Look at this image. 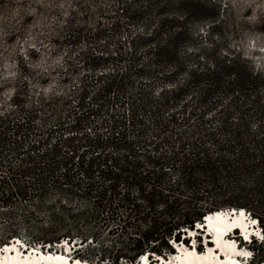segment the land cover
<instances>
[{
    "label": "trees",
    "instance_id": "16d2710c",
    "mask_svg": "<svg viewBox=\"0 0 264 264\" xmlns=\"http://www.w3.org/2000/svg\"><path fill=\"white\" fill-rule=\"evenodd\" d=\"M109 1L94 22L72 12L54 40L83 46L64 78L77 84L35 90L26 76L7 96L0 80V243L67 240L90 264H135L225 208L264 234V66L220 52L215 0ZM106 238L112 251L85 248ZM252 249L264 263V241Z\"/></svg>",
    "mask_w": 264,
    "mask_h": 264
},
{
    "label": "rangeland",
    "instance_id": "374dc122",
    "mask_svg": "<svg viewBox=\"0 0 264 264\" xmlns=\"http://www.w3.org/2000/svg\"><path fill=\"white\" fill-rule=\"evenodd\" d=\"M215 1L224 9L223 21L219 23L223 29L220 52L239 51L255 61L256 66L263 67L264 0ZM99 6L110 10L114 3L109 0H0V80H10L6 87L7 96L26 76H29V84L35 90L49 88L60 92L77 84L74 76L72 80L64 78L69 73L66 66L78 63L77 56L83 46L70 52L69 49H60L54 40L61 34L72 12L81 22L88 17L94 22L99 19ZM198 30L204 37L200 45L205 46L208 25L200 26ZM143 32L142 28L133 27L129 36ZM115 245L118 243L114 238H106L104 242L85 248H110L108 250L112 251ZM169 254L165 257L168 258ZM118 264L130 263L120 258Z\"/></svg>",
    "mask_w": 264,
    "mask_h": 264
},
{
    "label": "bare ground",
    "instance_id": "6f19581e",
    "mask_svg": "<svg viewBox=\"0 0 264 264\" xmlns=\"http://www.w3.org/2000/svg\"><path fill=\"white\" fill-rule=\"evenodd\" d=\"M243 211L245 213L244 216H248L249 215L248 217L250 219L257 220L258 224L260 225L258 219L253 218L250 214H248V212L246 210L243 209ZM215 213L216 214L217 213H223L224 216L227 218V220H228L229 223L232 222L231 220H229V217L232 214L233 216H235L234 220L240 221L243 224V222L241 220V217H239L240 214H239L238 210H236L235 213H231L229 210H227V212H226V210H218L216 212L210 213L209 215L211 217H214L215 218L216 217V214ZM245 226H246V230H247L248 235H250L253 232H256L255 229H253V228H249L248 229V225H245ZM16 241H18V243H24V244H26L20 238H15L13 240V243H10V244L6 245L7 247L4 249L5 252L0 253V264H58V262H55V261H47V260L44 259L45 257L56 256V255L57 256H64V257H66L68 259V264H76V261H79L80 264H90L89 262L84 261V260H81L78 257H75V259H74L75 261L72 260V259H70V257H69L70 254H67V252H65L64 250H62V252H60L58 250L55 251V252H51V251L44 252L42 250L41 246H39V247L35 246L33 248L34 249L41 250L45 254L49 253L48 256L44 255L40 251H38L39 252L38 255H34V256L33 255H26V256H24V254H22V252L19 250V246L20 245H17L16 244L17 243ZM222 242H223V246L220 247V248H221V251L225 253V257H227V258L225 260H223L221 258V260L219 262L216 261L215 259L212 260V258H211V256L213 255V252H214L212 248H209L208 253H205L203 255H200V254L195 253L192 250H188L184 246V247H182L180 249V254H178L176 256H170V259L167 258V257H165V256H161V257H163V260H167V261L169 260L168 263H170V264H172V263H174V264H233V262H235V264H245V262H241L238 259H235V258L232 257L233 255H235V253L239 252L237 250V246H236V243L235 242H234V244H235V247L234 248L228 247L227 245L230 244V243L225 242L223 240V238H222ZM67 244L68 245H72L68 241H67ZM71 247L72 246H70V248ZM67 249L69 250V246L67 247ZM12 250H14V252L11 253ZM35 252H37V251H35ZM240 252L242 253V255H244L246 253V251H240ZM175 253L176 252H174L173 254H175ZM21 255H22V257H21ZM66 255H68V256H66ZM217 256L218 257H221V254H217ZM143 264H146L145 260H143ZM147 264H149L148 260H147ZM261 264H264V263H261Z\"/></svg>",
    "mask_w": 264,
    "mask_h": 264
},
{
    "label": "snow or ice",
    "instance_id": "6c2138e0",
    "mask_svg": "<svg viewBox=\"0 0 264 264\" xmlns=\"http://www.w3.org/2000/svg\"><path fill=\"white\" fill-rule=\"evenodd\" d=\"M244 215L245 213L242 210L240 212V216L244 217ZM205 220L207 222L209 232H211L215 238L214 242L216 243L217 247L223 246L222 237L226 235L227 233L231 232L233 228L244 227V225L240 221H237V220H233L231 223H229L223 213H217L215 218L211 216L205 217ZM252 223L255 224L256 221L253 220ZM203 226L204 225H200V224L196 225L197 228H202ZM192 235H195V233H192ZM248 238H249L248 233L245 232L244 239L248 240ZM259 239L261 241H264V235H260ZM193 246H195V242H193ZM227 246L234 248L235 244L233 242V243L228 244ZM245 255L250 256L251 253H245ZM44 259L47 261L58 262V264H68V259L64 256H49V257H45ZM142 259H144L147 264V257H142ZM76 264H80V262L76 261ZM233 264H235V262H233Z\"/></svg>",
    "mask_w": 264,
    "mask_h": 264
},
{
    "label": "water",
    "instance_id": "95a60500",
    "mask_svg": "<svg viewBox=\"0 0 264 264\" xmlns=\"http://www.w3.org/2000/svg\"><path fill=\"white\" fill-rule=\"evenodd\" d=\"M226 209H229L230 212H233V213H235L236 210H238L239 213L242 211L241 209H237V208H225V210H226ZM16 242H18V241H16ZM63 242H64L65 244H67V240H64ZM63 242H62V243H63ZM10 243H13V242L11 241ZM35 246L39 247L40 245H35ZM49 250H50L51 252L56 251V250H58V251H60V252H62V250H64V251L66 252L65 247L60 248L59 245H58V248H57L56 250H51V249H49Z\"/></svg>",
    "mask_w": 264,
    "mask_h": 264
},
{
    "label": "clouds",
    "instance_id": "9594fccd",
    "mask_svg": "<svg viewBox=\"0 0 264 264\" xmlns=\"http://www.w3.org/2000/svg\"><path fill=\"white\" fill-rule=\"evenodd\" d=\"M260 230V229H259Z\"/></svg>",
    "mask_w": 264,
    "mask_h": 264
}]
</instances>
